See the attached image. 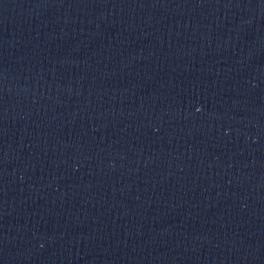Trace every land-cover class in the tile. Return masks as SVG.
<instances>
[{"label":"water","instance_id":"water-1","mask_svg":"<svg viewBox=\"0 0 264 264\" xmlns=\"http://www.w3.org/2000/svg\"><path fill=\"white\" fill-rule=\"evenodd\" d=\"M0 264H264V0H0Z\"/></svg>","mask_w":264,"mask_h":264}]
</instances>
